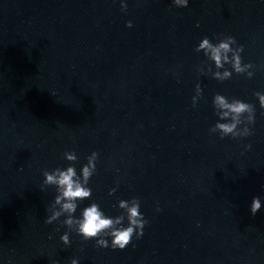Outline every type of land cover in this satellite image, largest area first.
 <instances>
[{"label":"clouds","instance_id":"1","mask_svg":"<svg viewBox=\"0 0 264 264\" xmlns=\"http://www.w3.org/2000/svg\"><path fill=\"white\" fill-rule=\"evenodd\" d=\"M173 4L177 7H187L188 0H173ZM126 9L127 5L122 2L121 10ZM131 26L132 22L128 21L127 27ZM235 44L236 40L232 36H225L216 44H213L209 38L204 37L195 49L198 53L202 51L207 60L214 63L215 71L209 65L208 73L220 82L230 79L233 72L246 74L248 78L254 75L252 71H249L253 65L251 63H242L241 53L243 52V46L233 47ZM225 65H230L231 71L225 68ZM201 73L205 74L204 72ZM195 92L196 95L192 98L193 107H195L198 99L202 96V89L199 83L195 87ZM254 95L258 99L260 108L264 109V94L256 92ZM213 106L219 120L210 129V132L218 133L221 139L226 136H231L235 139L252 134L248 126L255 123L254 105L236 98L229 100L222 94H215ZM241 125L243 127H240ZM246 147L250 148L251 145ZM63 157L69 162L77 160V155L74 151L64 152ZM97 159L98 153L92 152L87 157V163L81 167L79 175L74 166H68L65 169L56 168L52 171L45 170L43 172V185L55 186L57 191L54 203L49 208L51 214L47 216L45 223L52 224L54 221H58L61 216H65L66 218L62 223L68 229L74 230L81 235L84 240L95 239L98 247L107 248L109 247V241L105 237H111V248L123 250L132 242L133 236L137 239L143 236V229L147 221L140 211L139 199L120 200L118 207L123 212L116 217L107 216L96 202H92L89 206L83 208L80 218L74 217L78 201L92 197V191L87 185L96 171ZM115 191V188L111 189L109 195H112ZM260 208V198L254 197L250 205L251 214L255 215ZM125 219L127 220V226L123 223ZM60 239L65 245L70 244L67 232ZM71 264H78V262L73 259Z\"/></svg>","mask_w":264,"mask_h":264}]
</instances>
